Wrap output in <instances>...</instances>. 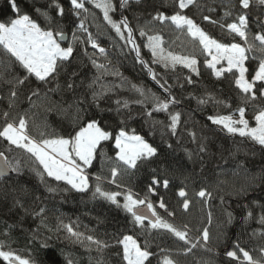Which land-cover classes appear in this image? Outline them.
Masks as SVG:
<instances>
[{
	"label": "trees",
	"instance_id": "16d2710c",
	"mask_svg": "<svg viewBox=\"0 0 264 264\" xmlns=\"http://www.w3.org/2000/svg\"><path fill=\"white\" fill-rule=\"evenodd\" d=\"M17 2L22 12L29 14L42 26L45 24V17L36 9L54 15L53 11L45 7L49 0ZM56 2L64 8L66 14L64 29L68 41L61 46H73L75 51L67 70L61 73L57 81L47 85V88L55 89L57 83L63 86L69 73L73 71L78 72V86L74 92L62 87L48 92L47 88L41 86L40 97L37 98L32 96V90L40 82L32 77L16 88L17 97L14 98L13 107L9 109V85L6 80L12 79L13 75L22 78L24 72L13 65L0 48V128L8 121H18L23 116L28 121L29 134L34 138L40 139L39 133L42 130L50 135H66L74 127L72 118L75 109L70 106L86 91L95 77L100 75V71L92 65L91 57L97 64H105L109 71L122 75L104 73L101 76L95 84L96 89H111L101 103L104 110L84 105L87 111L81 114L80 123L96 116L100 118L102 127L112 132L114 137L121 129L130 135H140L157 149V157L153 158L154 162L138 165L137 169L121 171L116 177L117 183L113 184L110 170L112 167H119L120 162L116 159L114 142H105L104 152L99 153L92 166L87 169L91 185L87 193H78L75 190L50 193L32 171L35 165L29 159V154L0 138V152L10 161L18 162L21 169V174L12 172L10 177L0 180V243L4 245L2 250L12 251L22 258L36 261L37 264H67L68 261H72V264H96L98 258L106 264H125L120 255H117L120 246L116 244V240L123 235H132L142 246L147 242L149 250L154 253L150 257L152 264H162L165 256L173 259L176 264H245L239 252L240 259L235 261L225 255L227 251L233 250L236 242L254 260L264 257L261 251L264 249V225L258 222L260 213L252 203L259 202L264 205V148L247 137L229 134L222 126L215 125L208 119L210 116L239 115L238 109L243 107L245 118L254 127L255 115L264 109V97L257 92L256 100H246L244 94L236 88L232 74L225 73L217 78L206 67L208 59L198 42L181 33L168 21L164 25L155 26L154 31L149 34L162 36L166 51L195 57L199 75L183 65H177L173 70L153 62L147 47V37H141L139 30L151 21L157 11L173 14L172 0L133 2L110 13L117 22L124 16L128 18L134 29V39L140 45L141 59L146 64H141L136 59V53L131 50V46L120 39L103 19V12L96 9L94 4L85 5L88 12L83 14V23L87 29L84 32L78 28L79 20L70 14L69 0ZM116 2L118 0L114 1ZM198 3L199 6H189L184 14L194 19L206 34L220 43H240L244 46L239 37L229 35L226 27H220V23L227 25L236 21L241 11L247 16L249 38L264 34V5H260L258 0H250V7L244 10L239 7L238 0H198ZM226 12H231L232 15L226 17ZM205 15L217 23L205 21ZM12 18L14 17L8 0H0V20ZM73 33L79 37L78 41H73ZM87 33H91L92 39L106 50L105 55L93 49L90 43L80 42L86 40ZM84 49H87V55ZM247 55L250 57L246 61L249 69L247 77L251 79L258 66L260 53L252 51ZM149 68L156 74V80L152 79ZM157 81L163 83L168 91L160 88ZM114 85L120 87H113ZM131 85L145 88L149 98L153 94L164 101L175 97L179 103H169L167 111H154L155 104L152 100L139 96L131 89ZM88 98L91 99L90 96ZM116 100L127 101L128 107L121 105L117 111ZM5 111L10 112L8 121L3 116ZM148 112H152V115H147ZM176 112L180 113V123L173 135L169 113ZM201 146L205 148L204 152L199 151ZM189 153L192 154L191 159ZM97 176L102 177L99 183L103 190L120 193L117 200L121 204L128 193L138 199L147 197L161 219L179 229H184L187 225L190 240L200 239L201 230L207 228L210 233L208 247L211 251L198 245L191 252H186L189 245H185L167 230L152 229L147 221L145 227L141 228L133 223V218L122 208L101 197L93 199L92 192L98 183ZM153 176L161 180L167 178L169 187L165 189L160 186L155 195L150 193L148 186ZM46 180L58 189L70 187L51 178L46 177ZM220 181L226 183L221 184ZM240 186L247 187L248 191L237 197L233 193ZM181 189L187 192L186 198L190 201L187 211L182 207L185 198L178 196ZM200 190L211 192L212 199L199 197L197 193ZM161 199L174 216H169L167 211L159 207ZM18 200L23 207L17 204ZM242 206L253 207L252 220H243L247 212ZM40 209L44 210L43 219L41 215H37ZM208 213H211L210 222ZM228 213H232L234 217L231 223H227ZM63 224H71L74 230L92 235L109 243L111 247L100 254L93 245L89 252L80 244L72 242L70 234L62 228ZM162 249L165 251H161ZM0 264L7 263L0 259Z\"/></svg>",
	"mask_w": 264,
	"mask_h": 264
},
{
	"label": "snow or ice",
	"instance_id": "6c2138e0",
	"mask_svg": "<svg viewBox=\"0 0 264 264\" xmlns=\"http://www.w3.org/2000/svg\"><path fill=\"white\" fill-rule=\"evenodd\" d=\"M133 2L139 3V0H118L116 3H114V0H92L94 6L103 12V19L107 24L114 29L121 40L125 41L126 45L131 46V50L136 53V59L141 64H146L147 62L141 59L140 45L134 39V29L130 26L128 18L124 16L117 22L110 15L111 12H115L119 8H124ZM238 3L241 10L250 7V0H238ZM258 3L264 5V0H258ZM172 4L174 6L173 14L169 15L157 11L152 16L151 21L139 30L141 37H147V47L151 52L153 62L162 64L165 69L171 68L173 70L177 65H183L185 68H189L199 75L196 68L198 61L195 57L176 55L171 51H166L163 46L164 41L162 36L149 34L154 31L155 26L164 25L168 21L176 29L180 30L181 33L190 36L193 41H197L199 46L202 47L203 52L211 57L210 60H206V67L213 70L217 78H220L225 73L232 74L236 88L244 94L246 100H256L257 92H259L261 97H264V34L255 35L251 39L249 38L248 20L247 16L243 14V11L237 15L236 21L230 22L227 25L220 23V27L222 29L226 27L229 35L234 34L239 37L244 42V46L240 43L224 44L218 42L206 34L194 19L184 14L189 6H199L198 0H172ZM8 6L14 18L0 20V48L7 54L12 64L18 66L24 72L22 78H17L13 75L12 79L6 80V83L9 85V109H11L14 98L17 97L16 88L19 85H23L26 80L34 77L36 81L40 82V85L32 90V96L39 98L40 87L47 88V85L53 81H57L61 73L67 70L69 63L74 58L73 53L75 49L73 46H61V42L66 38L64 29L66 14L64 8L56 0H49V4L45 6L47 9L53 11L54 15H49L48 11L36 9L37 12H40L45 17V24L43 26L29 14L22 12L17 0H8ZM69 9L70 14L79 20L78 28L87 32L85 24L83 23V14L88 12V8L85 6V0H69ZM230 15H232L231 12L225 13L226 17ZM203 19L217 23V21H213L207 15L203 16ZM78 40L79 37L73 33V41ZM257 41L259 42L258 44ZM80 42L90 43L91 47L97 49L100 54H106V50L92 39L91 33H87L86 40ZM252 51L260 53V57L254 75L249 79L247 77L249 69L246 67V61L250 59L247 53ZM84 52L87 55V49H84ZM92 56L94 57L95 53ZM256 58L252 57V59ZM90 59L92 65L100 71V75L95 77L88 85L86 91L77 97L74 104L70 106L75 109L72 118L74 127L66 135H50L42 130L39 133L40 139L34 138L29 134L28 121L23 116L18 121L15 119L8 121L10 112L5 111L3 113L5 120L8 122L0 128V138L7 141L9 145H13L15 148L21 149L29 154V159L35 165L32 171L50 193H56L58 190L65 192L75 190L78 193H87L91 187L87 169L92 166L98 154L104 152L105 142H114V149L117 150L116 159L120 162L119 167H112L110 170L111 183L113 184L117 183L116 177L121 174V171L127 172L130 169H137L138 165L154 162L153 158L157 157V149L140 135L134 133L130 135L127 131L121 129L114 137L112 132L102 127L100 118L96 116L89 118L84 123H80L81 114L87 111L84 105L94 107L101 111L104 110L101 108V103L108 96L111 89H104L103 87L99 91L96 89L95 84L100 80L101 76L104 73L116 76L122 75L119 72L113 73L109 71L105 64H97L94 58L90 57ZM223 62H226L227 66L217 68V65ZM148 71L152 73V79L156 80V74L152 69L149 68ZM77 76L78 72L73 71L69 73L68 79L64 81L63 86L57 83L55 89L47 88V91H56V89L62 87L64 90L74 92L78 86L76 83ZM157 82L159 83V81ZM257 85L259 86L257 87ZM159 86L165 91H168L163 83H159ZM113 87L118 88L120 85H114ZM131 89L138 93L139 96L145 99H151L155 104L154 111H167L169 103H179L175 97H169L167 101H164L153 94L149 98L147 90L137 85H131ZM89 96L91 99L88 98ZM203 102L201 101V103ZM115 103L118 106L117 111H119V106L121 105L124 108L128 107L127 101L122 102L121 100H116ZM108 110L110 111L111 109ZM238 113V119H233L231 116H210L208 119L213 124L222 126V129H225L229 134H238L240 137H247L261 146V148H264V109H261L255 115V127L249 126V121L245 119V109L243 107L238 109ZM169 114L171 116L170 128L172 134L175 135L180 123V113ZM147 115L151 116L152 112H148ZM192 136L195 139L194 133ZM168 146L171 147V145ZM199 151L204 152L205 148L201 146ZM191 158L192 154L189 153V159ZM9 171L21 174L19 163L10 161L3 152H0V176L7 175ZM46 177L56 182H63L70 187L58 189L57 186L48 184ZM101 179V176L96 177L98 183L92 192L93 199L101 197L110 201L118 208H122L133 218V223L138 224L141 228H144L145 221H148L152 229L167 230L174 237L183 241L185 245H189L186 252H191L198 245L206 251H211V248L208 247L210 233L207 228L201 230L200 239H196L195 241L190 240L188 238V226L185 225L184 229H179L172 223L161 219L154 205L148 202L147 197L138 199L134 198L131 193H128L124 196V203L121 204L117 200L120 193L103 190L99 183ZM169 183L167 178L161 180L153 176L148 186V191L155 195L158 187L162 186L167 189ZM220 183L223 184L226 182L220 181ZM117 186L119 187V185ZM247 191V187L240 186L235 188L233 194L239 197L245 195ZM197 195L208 200L212 199V193L206 190H200ZM178 196L185 198L182 201V207L187 211L190 204V201L186 198L187 192L181 189L178 192ZM220 199L223 203V197ZM252 203L254 207L258 208L260 213L258 222L264 225V205H260L259 202ZM17 204L23 207L19 200ZM159 207L167 211L169 216L175 215L173 212L168 211L162 199L159 201ZM242 207H245L247 212L243 220H252L254 218L253 207ZM43 211V209H40L37 212V215H41L42 219ZM149 214L155 219H150ZM208 217L210 222L211 213H208ZM233 219L232 213H228L227 223H231ZM62 228L70 234L73 243L80 244L89 252L92 251L93 245L95 246L96 252L100 254L111 247L109 243L96 239L92 235H85L82 232L74 230L71 224H63ZM116 244L120 246V251L117 255H120L121 260L125 264H152L150 257L154 253L149 250L147 242L142 246L132 235H123L122 238L116 240ZM43 246L46 247V245ZM3 248L4 245L0 243V259L8 262V264H37L34 260L22 258L12 251L2 250ZM161 251L165 250L162 249ZM261 251L264 253V249H261ZM238 252L242 255L245 264H264V257L259 260H254L248 251L239 246L238 242L234 244L233 250L227 251L225 255L235 261L240 259ZM67 264H72V261H68ZM96 264H106V262L98 258L96 259ZM162 264H176V262L168 256H165Z\"/></svg>",
	"mask_w": 264,
	"mask_h": 264
},
{
	"label": "water",
	"instance_id": "95a60500",
	"mask_svg": "<svg viewBox=\"0 0 264 264\" xmlns=\"http://www.w3.org/2000/svg\"><path fill=\"white\" fill-rule=\"evenodd\" d=\"M114 1H116V0H114ZM143 1H153V0H139V3L143 2ZM135 3H136V2H135ZM86 4H93V3H92V0H85V5H86ZM67 41H68V38H67V36H66L65 40L62 41L61 43H67ZM11 175H12V171H9L7 175H5V176H0V180L5 179V178H8V177H10ZM149 218H150V219H155L154 217H151L150 214H149ZM147 222H148V221H147Z\"/></svg>",
	"mask_w": 264,
	"mask_h": 264
},
{
	"label": "rangeland",
	"instance_id": "374dc122",
	"mask_svg": "<svg viewBox=\"0 0 264 264\" xmlns=\"http://www.w3.org/2000/svg\"><path fill=\"white\" fill-rule=\"evenodd\" d=\"M96 8V7H95ZM97 9V8H96ZM62 44V43H61ZM206 54V53H205ZM206 57H207V59L208 60H210L211 59V57H209V56H207V54H206ZM227 66V64H226V62H223L222 64H218L217 65V68H224V67H226ZM235 71V70H234ZM212 72H213V70H212ZM213 74H214V72H213ZM215 75V74H214ZM232 118L233 119H238L239 118V115H236V116H232ZM246 119V118H245ZM254 122H255V126H256V121H255V119H254ZM249 126H250V124H249ZM254 126V127H255ZM251 127V126H250ZM6 262V261H5ZM7 264H8V262H6Z\"/></svg>",
	"mask_w": 264,
	"mask_h": 264
}]
</instances>
